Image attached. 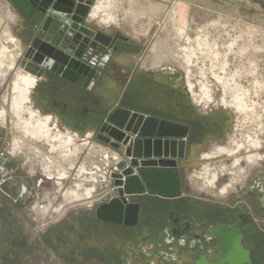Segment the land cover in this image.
<instances>
[{
    "label": "rangeland",
    "instance_id": "rangeland-1",
    "mask_svg": "<svg viewBox=\"0 0 264 264\" xmlns=\"http://www.w3.org/2000/svg\"><path fill=\"white\" fill-rule=\"evenodd\" d=\"M97 1L99 0H94V4ZM139 1L141 2V0ZM239 1L231 0L232 7H236L235 4ZM120 2L119 6H115V13L123 17L125 11L129 9L130 2L129 0ZM142 2H150L152 6L160 4L163 8L162 12L140 17L139 20L141 19L143 24L137 25V27L132 25L130 20H127L128 23L123 22V24L111 26H106L101 20L92 17L89 20L97 28L116 34L120 32L127 37L133 44H136L139 56L146 55V63L150 61L151 64L155 57L154 53L156 54L162 48L173 50L178 55L181 53L184 55V60H180L184 62L189 80L194 85L195 93L203 94V91L207 90L204 86H207L210 89L211 98H216L215 106L206 111L196 105L193 101L194 98L184 94L185 101L196 110V113L199 112L200 115L202 112H210L217 115L220 121L215 123V130L212 133L203 131V136L210 134V138L199 146L202 153L194 156L186 168L188 170L184 171L188 175V178H185L183 182L185 194L190 196L195 204L198 203L200 211L208 210V207L204 206L205 204L227 201L225 195L220 194V189L222 184L224 186L231 180V175L222 176L218 181L219 187L211 191L203 190L200 186V180L195 175L204 172L207 166H211V169L223 166L230 167L233 163V157L226 154L208 158L202 156L205 153H211L215 148L228 146L236 134L240 137L241 132L238 131L240 127L246 129L251 127L250 118L245 120L233 108H227L222 102L223 97L227 101L246 98V91L252 90L253 85L258 83L262 95H257L254 98L260 99V105L264 108V10L257 11L255 8L247 9L245 7L232 9L223 0H142ZM178 2H182L187 9L185 11L178 10L176 5ZM0 18L3 25L7 23L8 28L20 42L22 48L15 69L10 72L7 80L0 85V108L5 105L9 111L8 127L0 124V264H98L97 257L92 260L87 258L88 244L81 238L83 232L79 228L90 216L91 212L87 211L88 205L74 204L66 210L62 209L69 199L64 196L66 189L78 184L75 176L63 184L62 189L64 188L65 191L62 193L55 178H47L38 166L36 172L31 175L29 162L25 161V157L18 156L17 159L5 157V154L10 153L11 144L14 143L15 134H17L12 129V100L10 101L16 73L19 69L33 74L34 72L31 60L27 58L28 46L32 40L29 28L24 23V16L11 0H0ZM183 19V31L187 40H178L176 36L180 33V20ZM155 45H160V48L155 49L153 47ZM184 45L186 47H182ZM13 47L15 46L10 48ZM120 95L122 101V91ZM6 96L8 98L7 104L5 103ZM152 96L154 98L160 97L156 91L155 93L152 91ZM165 97V95L161 96V98ZM167 101L175 107H179L178 101L174 98L170 97ZM138 102L140 103L138 104ZM121 103L123 106L126 104L127 106H135L137 110L141 109L153 114L158 113L162 116L167 114L164 109L155 106V102L141 100L139 97L131 100L128 99L127 95ZM36 106L39 108V105ZM179 111L176 116L181 115ZM259 112L260 115L263 114V111ZM170 116L175 115L170 113ZM60 125L64 124L61 122ZM78 133L82 135L83 131H78ZM96 140L99 141L97 137L95 142L99 144ZM253 152H258L264 157V143L260 149L253 150ZM241 154H245V151L243 150ZM238 155L240 156V153ZM86 156H83V160ZM65 160L68 164L69 158L67 157ZM241 169L245 170L242 174V181L244 180V182L238 185L237 194L242 195L240 193L244 191L245 188L243 187H250L257 180L264 187V160L254 165L243 162ZM78 170L75 171L74 175L76 172L78 173ZM15 177L31 183V185L27 183V188L28 193L31 192L32 188L30 193L32 197H29L30 194H28L27 197L30 199L25 200L23 204L17 202L12 195L3 190L6 181ZM110 189L107 188L105 193L107 194ZM138 197L139 195H134L132 199ZM51 200L53 202H50ZM162 202L167 203L168 207L160 211L157 203ZM97 203L99 204V201ZM149 203L156 207L151 214L146 215V218L157 226L159 223L161 225L163 223V212L171 214L172 211H175L174 214L179 215L184 207V203H180L178 200L154 198ZM40 204L43 207L45 205L51 206L50 211L45 216L41 213L43 210L40 208ZM97 205L91 209L94 211ZM66 211L68 212L65 213ZM52 212L59 213V215L65 214L64 216H49ZM151 223H148V226H152ZM95 249L98 250L97 244Z\"/></svg>",
    "mask_w": 264,
    "mask_h": 264
},
{
    "label": "bare ground",
    "instance_id": "bare-ground-1",
    "mask_svg": "<svg viewBox=\"0 0 264 264\" xmlns=\"http://www.w3.org/2000/svg\"><path fill=\"white\" fill-rule=\"evenodd\" d=\"M120 1L122 0L97 1L92 6L90 17L101 20L106 26L119 25L120 23L123 24V22L125 23L127 20H130L131 22H129L137 27V25L143 24L141 19L139 20L140 17L156 12L161 13L163 9L160 4L152 6L150 2L145 3L142 2V0L141 2L139 0H129V9L125 11V14L121 17L118 13H115V6H119V3H121ZM176 5L178 10L185 11L187 9L182 2H178ZM2 23L0 18V85L7 80L10 72L15 69L17 59L20 56L19 52L22 50L20 42L13 35L10 28H8L7 23L6 25ZM183 29L184 19L180 20V33L176 36L178 40L185 39L186 35ZM12 46L15 47L11 49L10 47ZM153 47L159 49L160 45H155ZM182 47H186V45ZM180 59L184 60V55L181 53L178 55L173 50L162 48L160 51L156 52V61L152 68L156 69L165 63H173L172 66H174V64L177 65L179 67L178 69H181L184 75L186 94L194 98L193 101L199 108L206 111L212 109L216 104V98H211V92L207 86H204L207 90H204L203 94L195 93L194 85L189 80L184 62ZM37 76L31 72H24L23 69H19L16 73L14 89L12 95H10V101L12 100V129H14L13 132L17 134H15L16 139L14 143L11 144L9 154L15 158L18 156L25 157V161L29 162L28 166L31 175L36 172L38 166L47 178H55L58 187H61L60 192L62 193L65 191L64 188L62 189L63 184L67 182L68 179L71 180L72 177L75 176V180L78 184L77 186L74 184V187L66 189L64 196L69 199H67L66 204L62 207L63 210H66L69 206L74 204H86L88 207H91L95 198L94 196L98 192L99 185H105L104 183L107 182V175H109L108 166L111 163L119 161L121 156L116 150L104 147V143L97 144L93 132H89L88 138H85V135H81L76 131L60 126L58 120L56 123V118L53 115L47 116V114L33 107V95L40 79V77L38 76V78ZM224 85L225 84H223V86ZM257 95L261 96L262 90L259 84L255 83L252 90L246 91V98L227 101V99L223 97L222 102L227 108H233V110L245 120L250 118L249 123L251 127L247 129L240 127V130H238L241 132L240 137L236 134L228 146L215 148L211 153H205L202 156L203 158H208L226 154L227 156L233 157L232 166H234L232 168L223 166L214 169H211V166H207L204 172L195 175L198 180L201 181L202 187L206 189L214 187L216 179H219L227 170L234 172L232 180L237 181L239 177H242V174L234 169L236 168L235 165L239 164L240 161L252 164L264 160V157L257 154L258 152H253V150L260 149L264 143V108L260 105V99L254 98ZM7 102L8 98L6 96L5 103L7 104ZM259 111H263V114L260 115ZM247 113H249V115H247ZM8 116L9 111L5 105H3L0 108V123L5 124V122H7L8 124ZM54 125H56V127ZM243 150L245 154H241ZM239 153L240 156L238 155ZM84 155L87 156L83 160ZM5 157L9 158L6 154ZM67 157L69 158L68 164L65 162V158ZM77 170L78 173L76 172V175H74ZM113 176L114 174L112 177ZM7 181H12V189L10 191L3 187L5 193L12 195L17 202L22 204L25 200L28 201L30 199L27 197V195L32 192L31 188V192L28 193L27 183L31 185L29 181L17 177L10 178ZM230 184L225 188L227 189ZM226 189H224V191ZM28 196L32 197L31 194ZM50 202L53 201L51 200ZM50 207L51 206H46L42 209L43 211L41 213L43 216L50 211ZM38 210L41 211L40 208H38Z\"/></svg>",
    "mask_w": 264,
    "mask_h": 264
},
{
    "label": "water",
    "instance_id": "water-1",
    "mask_svg": "<svg viewBox=\"0 0 264 264\" xmlns=\"http://www.w3.org/2000/svg\"><path fill=\"white\" fill-rule=\"evenodd\" d=\"M11 1L27 21L36 15L35 24L40 30L29 46L27 58L37 65L39 76L50 70L87 88L90 80L99 78L97 69L104 68L110 54L118 48L116 41L128 40L120 32L111 36L89 26L94 0ZM167 84L186 94L185 83ZM187 135V128L175 123L160 122L120 107L108 110L96 137L125 152L131 162L122 174H114L116 181L111 191L99 197L97 218L116 224H136L140 203L129 202L128 196L180 197L182 180L177 159L185 156ZM125 165L123 161L119 167Z\"/></svg>",
    "mask_w": 264,
    "mask_h": 264
},
{
    "label": "crops",
    "instance_id": "crops-1",
    "mask_svg": "<svg viewBox=\"0 0 264 264\" xmlns=\"http://www.w3.org/2000/svg\"><path fill=\"white\" fill-rule=\"evenodd\" d=\"M223 1L226 4H229L232 9H236V7L243 9L245 7L247 9L255 8L257 11L264 10V0H240L235 4L236 7H232L231 0ZM90 18L91 17H89V19ZM34 25V27L29 28L32 41L38 35L40 30V26L38 27L37 24ZM89 26L96 30H101L111 36L116 35V33L112 31L110 32L108 30L97 28L92 25V23H90ZM115 46L118 48L113 50L110 54V59L104 68L97 69V71L100 72L99 78L96 81L90 80L91 82L88 84L87 88L65 77L57 75L50 70H45L44 73L39 76L40 74L37 65L30 61L34 74L40 77L39 84L33 95V107L40 110L42 113L47 114V116L53 115L58 120L59 124L62 122L66 125H62V127L66 129L76 132L83 131L82 135L89 132L97 134L107 116L108 110L110 111L118 107L145 116L154 117L160 122L167 121L186 127L188 135L185 138V156L184 158L177 159L183 185L184 179L188 178L187 173L184 171L188 170L186 168L191 163L192 158L202 153L199 150V146L204 144V142L208 141L210 138V134H205V136H203V131H209L212 133L215 130V123L220 122L219 117L210 112H200L201 114L199 115V112L197 111L198 113H196V110L185 101L184 93H181L167 84V82L174 85L185 83L183 72L181 69H178L179 67L177 65L174 64V66H172V64L165 63L164 65L162 64L160 67L153 69L152 67L155 65L156 61L155 57L151 64L150 61H147L148 63H146V55L139 56L136 44H133L129 39H118ZM92 57L93 56H90L89 58L92 59ZM100 60L101 57H98V63H100ZM95 68L97 67L95 66ZM121 91L123 93L122 101L128 95V99L131 100H135L139 97L141 100L144 99L148 102H155V106L164 109L167 113L166 116H162V114L158 113L153 114L141 109L137 110L135 106H127V104L123 106L121 103L122 101L120 100ZM152 91H154V93L155 91L156 93L158 92L160 97L154 98L152 96ZM164 95L166 96V99L161 98V96ZM170 97L178 101L177 104L179 107H175L167 101ZM139 103L140 102H138V104ZM36 105H39V108ZM178 111L181 112L180 116H176ZM170 113L175 116H170ZM100 143L102 144L104 142L100 141ZM104 145L107 144L104 143ZM182 190L183 194L180 197L184 203L183 211L189 215L196 214L198 205L191 200L190 196L185 194L183 187ZM128 198L132 199L133 196H128ZM154 198L158 200L175 199L149 194L139 195L138 198L132 199L135 202L140 203L139 215L141 216V220L138 223V226L147 227L148 223H150L147 220L146 215L151 214L156 207L154 205L152 206L150 204L151 202L149 203V201L154 200ZM157 204H159L158 207L160 211L168 207V204L164 202ZM95 210L87 209L88 212H91L90 216L79 226L80 230H82L81 232H83L81 233V238L88 244V252L95 251L96 244L99 246L105 242L104 238L100 239L101 233H108V236L111 237L110 235L115 232L116 228L120 227L119 224L105 222L98 219ZM91 257L94 258L96 256L94 254Z\"/></svg>",
    "mask_w": 264,
    "mask_h": 264
},
{
    "label": "flooded vegetation",
    "instance_id": "flooded-vegetation-1",
    "mask_svg": "<svg viewBox=\"0 0 264 264\" xmlns=\"http://www.w3.org/2000/svg\"><path fill=\"white\" fill-rule=\"evenodd\" d=\"M35 22L36 15L30 21L24 17L27 28L34 27ZM2 125L8 127L7 122ZM6 155L13 159L11 154ZM243 162L236 164L234 169L241 174L245 172L241 169ZM227 174L231 175V180L224 186L222 184L220 189L226 202L205 204L208 210L198 209L196 214L190 215L184 211L179 215H175V211L171 214L163 212V223L158 226L153 222H150L152 226H138L139 215L136 224H119L111 237L108 233H101L105 242L98 246V250L87 252V258L92 260L95 257L91 256L95 254L98 264H264V187L257 180L250 187L244 186L242 195H239L238 185L244 180L239 177L233 181L234 172L231 170L222 176ZM222 176L216 179L214 187L206 189L201 181L200 186L203 190L217 189ZM3 187L11 191L12 181H7ZM97 193L92 208L98 204ZM172 200L183 201L181 197ZM128 201L135 202L131 198Z\"/></svg>",
    "mask_w": 264,
    "mask_h": 264
},
{
    "label": "built area",
    "instance_id": "built-area-1",
    "mask_svg": "<svg viewBox=\"0 0 264 264\" xmlns=\"http://www.w3.org/2000/svg\"><path fill=\"white\" fill-rule=\"evenodd\" d=\"M56 123H57V119H56ZM55 127H56V125H54ZM89 133H86L85 134V138H88V135ZM94 137H95V139H96V134L94 133ZM97 141V140H96ZM98 143H100L99 141H97ZM101 144V143H100ZM104 147H108V148H112L113 150H116L119 154H120V156H121V159L119 160V161H117L116 163H111L109 166H108V168H109V175H107L108 176V179H107V182H105L104 184L105 185H102L101 186V190H99L98 191V193H97V199H98V201H99V197H103V195H104V193L106 192V189L107 188H113L114 187V185H115V181H116V178H114V177H112V175L113 174H122L123 173V171L125 170V169H127V167H129V165H130V162H131V158L130 157H128L126 154H125V152H121L120 150H118V149H115L114 147H112V146H110L109 144H107V145H103ZM125 162L126 163V165L124 166V168H120L119 167V164L121 163V162ZM44 175V174H43ZM45 176V175H44ZM110 189V190H111ZM128 200H129V198H127ZM40 203V202H39ZM41 205V204H40ZM47 205H45V207H46ZM45 207H43L42 205L40 206V208L41 209H44ZM89 209H91L92 207H88ZM51 215H53V216H57V215H59V213L57 214V213H55V212H52V213H50L49 214V216H51Z\"/></svg>",
    "mask_w": 264,
    "mask_h": 264
}]
</instances>
